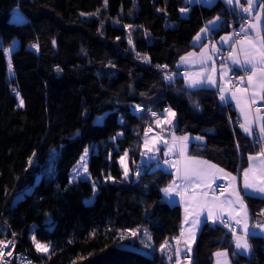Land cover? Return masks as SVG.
<instances>
[{"label": "trees", "instance_id": "obj_1", "mask_svg": "<svg viewBox=\"0 0 264 264\" xmlns=\"http://www.w3.org/2000/svg\"><path fill=\"white\" fill-rule=\"evenodd\" d=\"M246 5L0 0V239L13 234L15 250L43 264H173L165 250L177 235L181 210L161 195L171 174L144 170L135 182L123 183L119 157L127 153L131 173L138 168L146 111L169 107L178 134L230 137V146L194 143L190 154L240 182L257 143L241 131L230 103L214 89L186 87L174 67L206 21L221 17L216 35L249 16ZM14 9L23 22L10 20ZM15 39L19 46L6 57ZM161 68L174 72L171 81ZM99 115L102 121L95 122ZM86 147L88 177L70 183V170ZM92 182L104 191L94 193ZM243 203L253 226L264 198L244 195ZM207 234L204 256L193 248L190 264H212L218 249L228 252L232 264H264L263 235L248 234L250 252L242 254L224 226H209ZM33 236L50 246L48 253L37 252ZM161 236L163 251L151 243Z\"/></svg>", "mask_w": 264, "mask_h": 264}, {"label": "crops", "instance_id": "obj_2", "mask_svg": "<svg viewBox=\"0 0 264 264\" xmlns=\"http://www.w3.org/2000/svg\"><path fill=\"white\" fill-rule=\"evenodd\" d=\"M186 1L188 4L197 3L210 6L217 0H199V2H197V0ZM221 1L228 5L225 3V0ZM259 9L260 6L255 10H252L251 14L248 13L249 16L236 26L231 24V27L228 30L221 31L216 35L214 34V31L220 27L222 21L221 17L219 16L220 18L219 21H217L215 28L209 26L208 22L214 20L216 17L206 21L202 28L209 27V31L206 34L201 33L203 36L202 42L194 40L197 34L200 33L201 28L191 39V48L178 58L174 67L175 74L182 77L186 87H188L187 82L194 79H200L204 85L203 87L214 89L219 98L222 94L220 89L224 88L225 92L223 95L228 97L227 103L232 105L238 116L240 125L246 122L245 116H247L248 122L252 123L258 139H260V125L264 124V119L257 120L256 117L259 115L261 118H264V110L258 108V105L264 102V98H261L259 94L253 98L251 91L247 93V97H242V94L237 92V85H239L240 88H245L247 86V75L249 73L240 70L238 66H233L229 59V53L232 52L234 47L237 50L236 54L239 55L240 40L244 39L245 35L249 38H254L258 31L264 34V9L261 11V16L260 13L257 15ZM186 10L187 9L182 11L181 9L180 14L186 15ZM249 25H255V30L249 27ZM242 26L245 28V32L240 31ZM230 33H240V35L233 36L229 45L221 44V37L228 36ZM214 47L219 49V51H213ZM189 54L191 55L189 56ZM181 57H185L188 60V63H181ZM239 58L243 60L242 55H240ZM222 69L227 73L223 79H221ZM231 73L234 74L235 79L238 81V84L234 87L232 86V80L230 78ZM170 76L173 77L174 72H172ZM208 77H212L215 80V86H208ZM239 77H244L243 82L238 79ZM199 87L200 86H194L188 88L194 89ZM233 93H236L237 99H232ZM237 100L240 101L239 106L237 105ZM166 109H169V107H166ZM165 110L162 111L160 118L150 121L149 124L147 123V127L142 134L141 150L138 156L137 166L142 173L141 176L144 175L145 172L147 174L155 172H169L171 174L170 181L161 188V195L169 205L180 206L181 217L179 228L182 229V231L177 234V237L173 242L171 248L172 256L169 261L173 264H190L193 248L195 249L197 256L202 258L208 247L207 228L214 224H219L225 227V223L228 224V227L225 228L234 234L233 248L235 251L242 254H248L250 252L249 247L247 250H238L236 248V237H240L247 242L248 234L245 231L246 228L252 233L264 236V228L260 227V225H264V214H262L264 213V210L255 214V221L253 226H251L247 210L245 213L246 207L241 208L239 203H229V200H235L234 196H229L232 189L236 188L237 190H240L243 188V171L241 172L240 182H238L236 174L207 158L190 154V147L194 145V143L230 146V137L223 136L212 139L200 133L188 132L182 135L178 134L175 131V111L172 109L170 112H166ZM172 113L175 115L173 116ZM168 120H171L172 123H167ZM241 131L243 132L242 129ZM146 133L147 135H145ZM173 134L177 138L183 136H188L190 138L191 142L187 145V150L185 151L184 156L179 155L178 146L173 147ZM244 134L247 135L246 133ZM197 137H202L203 139L198 140L196 139ZM249 137L253 138V136ZM145 141H147V143H145ZM149 149L152 150L149 151ZM169 149L172 150L169 151ZM165 152H168L169 154L165 155ZM256 154L257 152L250 155L255 156ZM150 157L152 159H150ZM185 158H198L202 161H208L216 167L210 169L208 175L201 180H193L191 184H188L181 179L184 175ZM165 161H168V163L166 164ZM248 166L249 160L247 162V167ZM178 168L180 169L179 172H177ZM220 169H222L223 172L219 171ZM233 176L236 177L235 181H231V177ZM131 178L132 173L128 177H123V182H130ZM173 182H175L178 188L173 189L170 194L166 195L162 189L170 187ZM218 182H224L226 184L225 193L221 194L217 191L216 183ZM257 183H259L258 178ZM177 191H179V195L176 194ZM254 196L264 198V195ZM209 210H211V217H209ZM237 220L240 222L237 223ZM151 243L155 248L159 249L161 248V245H165V239L162 236L154 237L151 240ZM220 252H225L227 254L226 257L216 255ZM225 262L226 264H232L228 252L225 249L215 250L212 254V264H225Z\"/></svg>", "mask_w": 264, "mask_h": 264}, {"label": "snow or ice", "instance_id": "obj_3", "mask_svg": "<svg viewBox=\"0 0 264 264\" xmlns=\"http://www.w3.org/2000/svg\"><path fill=\"white\" fill-rule=\"evenodd\" d=\"M199 2V0H197ZM225 3L228 5H240V0H225ZM246 3L248 7L243 8V11L246 13L251 14L252 8L258 3V0H246ZM261 8H264V4L259 5ZM182 11H185V9H182ZM217 21H219V17H216L214 20L209 21L208 25L212 26V28H215ZM127 27V26H126ZM249 27L253 28L255 30V25H249ZM209 31V27L202 28L200 30V33L197 34V36L194 38L195 41L202 42L203 36L201 33H207ZM241 32H245V28L241 27ZM240 33H230L228 36L221 37V44L223 45H229L230 41L233 36H239ZM231 46V45H230ZM213 51H219V49L213 48ZM237 50L233 47V50L231 53H229V59L232 62L233 66H238L240 70L245 71L246 73H249L247 75V86L245 88H240L239 85H237V92H240L242 94V97H247V93L249 91L252 92L253 98H255L256 95H260L261 98H264V34L261 32H257L256 36L254 38H249L247 35H245L244 39L240 40V49H239V55L236 54ZM191 54H189L190 56ZM243 56V60L239 58V56ZM181 63H188V60L185 57L180 58ZM163 67H167L166 65ZM227 75L226 71L222 69L221 71V79ZM166 80L171 81L173 79L172 76H166ZM241 82H243L244 77L238 78ZM208 86H215V80L212 77H208ZM188 87H194V86H200L203 87V83L200 79H194L190 82H187ZM221 96L220 99L222 102L227 103L228 97L223 95L225 92L224 88L220 89ZM17 96L19 97V93H17ZM232 99H237L236 93H233ZM240 101L237 100V105L239 106ZM23 106V101H20V105ZM198 107V105H197ZM137 110H139V106H137ZM166 112H170V109H166ZM243 111V109H242ZM153 116H156L157 113H152ZM174 116L175 114L172 113ZM257 120H261L264 118H261L259 115L256 117ZM245 123L241 124L240 127L243 130L244 133H246L249 136H253V138L256 137V132L254 127L252 126V123L248 122L247 116H245ZM167 123L171 124L172 121L168 120ZM147 135V133L145 134ZM115 139V138H114ZM196 139L200 140L203 139L202 137H197ZM190 138L188 136H183L177 138L173 134V147H179V155L184 156L185 151L187 150V145L190 143ZM259 143L264 144V124L260 125V139L258 141ZM147 143V141H145ZM152 149H149L151 151ZM172 149H169L171 151ZM168 152H165V155H168ZM127 155V153H126ZM143 155V153H142ZM87 156H88V149H85L84 154L81 156L80 161H78V166H82L84 168L85 173L87 172ZM123 157H121V162H123ZM150 159H152L150 157ZM249 160V166L243 170V188L240 190H237L236 188H233L232 191L229 193V196H234L235 200H229V203H239L241 208H245L243 204V196H254V195H264V150L258 152L255 156L250 155L248 157ZM167 164L168 161H165ZM207 166V167H205ZM215 165L210 164L208 161H202L198 158H185V166H184V175L181 177L183 181H186L188 184H191L193 180L199 181L206 175H208V172L210 169L215 168ZM75 171V170H74ZM127 169H125V176H127ZM180 169H177V172H179ZM219 171L223 172L222 169ZM79 173L76 172V176H78ZM76 176H73L70 179V183L73 182V180L76 178ZM257 178L259 179V183H257ZM236 177H231V181H235ZM219 187H223L220 185ZM178 188V186L175 184V182L172 183L170 187H166L162 189L163 192H165L166 195L170 194L173 189ZM96 186L93 184V192L95 193ZM179 195V191L176 193ZM206 195V193H205ZM246 213V208H245ZM264 214V213H262ZM209 217H211V210H209ZM237 223L240 221L237 220ZM225 227H228V224L225 223ZM260 227L264 228V225H260ZM247 234H251V231L249 229H245ZM132 236L137 235L136 230H131ZM145 235L148 236L150 239V235L145 230ZM33 243L36 246L37 252H49V245H42L40 244L35 236L32 237ZM11 243V242H10ZM3 247H7L5 245L4 241H0V255H3ZM145 247H149L148 244H145ZM166 245H161V250L163 251ZM248 244L246 240H243L240 237H236V248L239 249H248ZM217 256H225V252H220L216 254ZM226 264V262H225Z\"/></svg>", "mask_w": 264, "mask_h": 264}, {"label": "built area", "instance_id": "obj_4", "mask_svg": "<svg viewBox=\"0 0 264 264\" xmlns=\"http://www.w3.org/2000/svg\"><path fill=\"white\" fill-rule=\"evenodd\" d=\"M161 70L164 72L166 76H170V73H168V71L165 68H161ZM230 78L232 80V86L233 87L236 86L238 84V81L235 79L233 73L230 74ZM258 108L264 110V102L258 105ZM165 109L166 108L162 110H156V109L148 108V110L146 111L147 121L150 122L157 118H160L162 111H164ZM152 113H157V115L153 116ZM253 140L257 143L256 152L258 153L262 151L264 149V144L258 142L259 141L258 137L253 138ZM141 174L142 173L140 169L135 168L132 172V178L130 179V182H126V183L135 182L141 176ZM220 185H222L223 187H219ZM216 189L221 194L225 193L226 184L224 182H218L216 183ZM180 231H182V229L179 228L177 234L180 233ZM176 237L177 235L171 237V240L169 241V246L165 252V254L169 257L172 256L171 248ZM0 241H4L5 245H7V247H3L4 254L0 255V264H43L42 262L33 261L32 258L26 253L15 250L16 239L13 234H10L7 238L0 239ZM149 257H152V255L149 254Z\"/></svg>", "mask_w": 264, "mask_h": 264}, {"label": "rangeland", "instance_id": "obj_5", "mask_svg": "<svg viewBox=\"0 0 264 264\" xmlns=\"http://www.w3.org/2000/svg\"><path fill=\"white\" fill-rule=\"evenodd\" d=\"M246 4H247V3H246ZM261 4H262V3H261ZM259 5H260V4H259ZM259 5H258V6H259ZM261 11H263V8L260 7V9H259L257 15H259V13H260V16H261ZM186 14H187V10H186ZM184 16H185V15H184ZM215 17H219V15H215V16H213L212 18H210L209 20L214 19ZM219 18H220V17H219ZM10 20H11V21H14V22H23V21L25 20V18H24V16L19 12L18 9H14V10H12V13H11V15H10ZM18 46H19L18 40L15 39V40L12 42V45L6 49V51H5V55H6V57L9 56V52H10L11 50H13L14 48H17ZM27 47H28V48H31V49H33V50H36V45H35V44H28ZM137 106H138V105H134V106H133V111H134V112H137ZM169 109L172 110L171 108H169ZM102 118H103L102 115L96 116L95 119H94V121H95V122H101V121H102ZM85 149H88V148L86 147ZM85 149H84V151H85ZM84 151H83L82 155L84 154ZM87 157H88V156H87ZM121 157L124 158V159H123V162H121ZM80 158H81V157H80ZM78 161H80V159H79ZM78 161H77L76 164L73 166V168L70 170V173H69V178H70V179H71L73 176H76V172L79 173V175L76 176V177H84V178H87V177H88L87 172L85 173V171H84V168H83L82 166H78ZM119 163H120V166H121V168H122V177H128V176L131 174V170H130L128 164H127V155H126L125 153L122 154V155L119 157ZM125 169L128 170V171H127V176H125ZM74 170H75V171H74ZM93 184H95V186H96V190H103V191H104V187H103L102 185H99V184H97V183H95V182H92V185H93ZM96 190H95V191H96ZM106 192H107V196L110 197V194H111L113 191H112L111 188H109V189H107ZM87 201H88V200H86V202H87ZM135 230H136V229H135Z\"/></svg>", "mask_w": 264, "mask_h": 264}, {"label": "water", "instance_id": "obj_6", "mask_svg": "<svg viewBox=\"0 0 264 264\" xmlns=\"http://www.w3.org/2000/svg\"><path fill=\"white\" fill-rule=\"evenodd\" d=\"M246 1V0H245ZM261 1H263V0H258V3L253 7V10H255L256 8H257V6L259 5V3L261 2ZM246 7H248V5H246ZM245 7V8H246Z\"/></svg>", "mask_w": 264, "mask_h": 264}, {"label": "flooded vegetation", "instance_id": "obj_7", "mask_svg": "<svg viewBox=\"0 0 264 264\" xmlns=\"http://www.w3.org/2000/svg\"><path fill=\"white\" fill-rule=\"evenodd\" d=\"M261 2H263V1H261ZM261 2L259 3V4H261ZM258 7V6H257ZM252 10H253V8H252Z\"/></svg>", "mask_w": 264, "mask_h": 264}, {"label": "clouds", "instance_id": "obj_8", "mask_svg": "<svg viewBox=\"0 0 264 264\" xmlns=\"http://www.w3.org/2000/svg\"><path fill=\"white\" fill-rule=\"evenodd\" d=\"M123 183H125V182H123Z\"/></svg>", "mask_w": 264, "mask_h": 264}]
</instances>
